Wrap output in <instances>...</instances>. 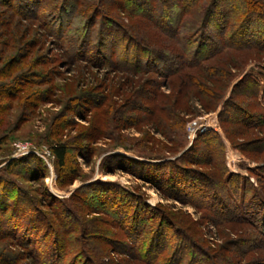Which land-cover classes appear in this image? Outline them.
Masks as SVG:
<instances>
[{
	"label": "trees",
	"instance_id": "obj_1",
	"mask_svg": "<svg viewBox=\"0 0 264 264\" xmlns=\"http://www.w3.org/2000/svg\"><path fill=\"white\" fill-rule=\"evenodd\" d=\"M1 9L9 11L13 19L39 21L46 27L49 37L65 46L72 59L95 50L96 58H101L104 65L121 72H129L135 77L156 74L163 79H171L178 86L176 96L148 91L146 105L137 107L146 114L144 124L153 120L173 146L180 145L185 149V128L189 122L186 117L197 114L191 112L195 104L202 112H212L222 103L218 122L223 137L243 161L255 163L252 158L263 161L253 169L237 165V169L246 170L255 183L228 172L224 164L223 141L215 131L198 135L184 153L172 160L137 151L138 159L116 155L110 159L112 162L124 160L135 168L132 175L160 184L158 188L163 197H172L182 204H192L207 211L210 222L217 228L235 232L241 226H251L245 230L244 246L240 248V240L230 239L226 249H200L184 235L180 243L173 236L172 239L169 237L170 243L167 237H162L164 231L159 228L154 237L148 236L146 247L140 245L134 254L148 264H264V67L258 65V60L249 63L247 56L242 54H264V0H94L92 3L86 0H0ZM6 22L7 26L8 23L10 25L9 18ZM139 27L154 29L165 40L150 31L149 34L142 32ZM140 34L144 40L139 39ZM24 56L23 59L26 58ZM112 57L113 62L108 61ZM13 62L14 59L0 68L1 78L15 79ZM249 64L258 65V74L246 73L231 86ZM230 86L229 97L223 100ZM1 92L7 96L13 92L14 100L22 91H16L10 84H0ZM162 99L168 106L158 104L157 101ZM225 111L233 113L234 119H227ZM135 120L139 124L141 118ZM237 127L256 130L262 138L239 143L243 139L238 137L240 129ZM48 144L58 172H67L74 177L75 170L68 166L70 151L66 143L48 137ZM199 148L202 149L200 159L185 157L201 150ZM31 158L11 162V171L21 161ZM32 162L34 166L31 163L29 174L37 176L38 180L45 178L47 171L42 162L35 158ZM187 163L205 171H192ZM87 190H93L87 193L91 200L79 199L80 192ZM113 191L117 193L109 195ZM41 193L46 195L47 207H53L54 229L57 226L59 232H55L48 225L46 216L35 209L36 206L39 208L37 199H32L28 191L0 177V213L5 218L0 225L12 228L17 226L16 217H23L30 220L31 230L40 229L54 238L51 247L44 249L43 245L41 253L36 251L38 264H65V257L70 253L77 254L81 264L107 263L104 262L107 249H101L98 242L89 244L90 253L88 249L75 251L74 248L78 243L74 236L79 232L77 227L83 231L86 223L79 220L80 225L75 228L78 222L73 211L79 212L84 208L87 215L101 214L98 209L88 211L89 202L108 208L106 213L114 222L119 220L117 212L123 210L121 214L126 220L123 225H118L120 229L133 242L145 237L140 224L145 218L137 219V212H129L135 206L131 203L133 194L119 187L91 184L73 193L67 202L52 196L47 189ZM118 194L123 197L121 201ZM118 200L120 206L114 207V201ZM140 204L146 212H156V207L150 208L143 202ZM164 221L168 223L166 219ZM125 248L118 243L112 254L124 255ZM226 253L231 254L232 259Z\"/></svg>",
	"mask_w": 264,
	"mask_h": 264
},
{
	"label": "rangeland",
	"instance_id": "obj_2",
	"mask_svg": "<svg viewBox=\"0 0 264 264\" xmlns=\"http://www.w3.org/2000/svg\"><path fill=\"white\" fill-rule=\"evenodd\" d=\"M86 1L92 3L94 0ZM5 11L0 10V68L14 59L15 79L9 80L7 77L0 76V84L13 85L16 91L22 92L14 100L13 92L10 96H7L5 92L0 93V177L28 191L32 199H37L39 208L36 206L35 209H39L46 216L48 225L55 232H59V228L56 226L54 229L56 218L53 207H47L46 195L41 192L47 189L52 196L67 202L73 193L85 186L95 184L119 187L133 194L131 203L135 206L129 209V212H137L139 215H135L137 219L145 218L140 221L145 237L133 242L118 226L123 225L126 220L121 214L123 210L117 212L119 220L114 222L106 213L109 212L108 208L94 206L89 202L88 211L98 209L101 214L87 215V210L80 208L77 205L80 203L74 200L81 210L73 211L75 220L78 222L76 226L74 225L75 228L80 225L79 220L86 223L83 224V231L77 227L79 232L74 234L78 239L74 247L75 251L88 249L90 253L89 244L98 242L101 249H107L104 260L106 264H148L141 262L134 252L140 245L145 248L149 237H154V233L159 228L164 231L163 238L167 237L168 240L173 236L180 243L181 236L184 235L200 249H226L230 239L240 240L239 247L244 246L245 230L251 229V226H241L235 232L232 231L233 233L225 228H217L210 222L207 211L197 209L192 204H182L172 197H163L158 188L160 184H152L132 175L131 171L135 172V168L128 162L124 160L112 162L110 159L115 155L130 160L138 159L135 154L137 151L152 157L166 156L167 159L172 160L184 153L198 135L215 131L223 141L224 164L228 172L241 175L255 183L254 178L246 170H238L237 165L253 169L262 165L263 161H256L253 158L255 163L243 161L223 137L218 122L222 103L212 112H202L200 106L195 104L191 112L197 114L186 117L189 122L185 128V149L180 148V145L173 146L163 137L153 120L147 125L144 124L143 121L147 119L146 114L137 107L146 105L148 91H156L164 96H176L178 86L174 85L171 79L166 80L156 74H141L135 77L129 72H121L107 64L104 65L101 58H96L95 50H91L81 58L72 59L65 50V46L49 37L46 27L39 21L13 19L12 14ZM8 18L10 25L8 23L7 26ZM4 25L6 28L3 27ZM147 28L143 30V27H139L138 29L148 34L150 31L159 39L165 40V37L159 36L154 29ZM140 36L139 39L144 40V36L142 34ZM24 54L26 58L23 59ZM242 54L247 56L246 60L249 63L258 60V65L264 67V54L256 52ZM108 61L113 62V57ZM258 65L249 64L231 86L246 73L258 74L256 69ZM29 82L39 84L28 85ZM231 86L223 100L229 97ZM221 92L222 89L219 93ZM163 101L162 99L157 102L168 106ZM224 114L227 119H234L230 111H225ZM137 118H141L139 124L136 123ZM193 126L197 129L194 134L190 129ZM124 128L127 129L122 130ZM237 128L240 129L238 137L243 139L239 143L262 138L260 132L256 130ZM48 137L66 143L70 151L68 166L75 170L74 177L67 172L59 173L56 169ZM18 144L27 145L35 154L17 157L19 156ZM172 152L175 153L170 154ZM201 152L202 149L185 157L197 160L201 158ZM30 156L42 162V166L47 171L45 178L38 180L37 176L29 174L31 163L34 166L33 158L21 161V164L11 171L9 167L11 162L30 158ZM187 167L199 173L205 171L188 163ZM93 190L80 192L79 199L91 200L87 197V193ZM115 193L117 192H109V195ZM118 196L121 201L123 197L120 194ZM119 200L114 201V207L120 206ZM141 202L150 208L156 207V212H146ZM3 219L5 218L0 213V221H5ZM16 221L17 226L9 229L3 224L0 225V264H38L36 251L39 252L43 245L44 249L51 247L54 241L52 234L44 233L40 229L31 230L30 220L27 218L16 217ZM32 224L38 225L33 221ZM118 243L126 247V254H112L114 251L112 249H117ZM183 244L186 247L185 242ZM226 255L232 259L231 254L226 253ZM65 259V264L82 263L75 253H70Z\"/></svg>",
	"mask_w": 264,
	"mask_h": 264
},
{
	"label": "built area",
	"instance_id": "obj_3",
	"mask_svg": "<svg viewBox=\"0 0 264 264\" xmlns=\"http://www.w3.org/2000/svg\"><path fill=\"white\" fill-rule=\"evenodd\" d=\"M190 129H192V133L194 134L196 132V127L193 126V127H190ZM212 130H214L212 128ZM17 151H18V155L17 157H20V156H24L26 154H35L33 151L30 150V147H28L27 145H23V144H18L17 145Z\"/></svg>",
	"mask_w": 264,
	"mask_h": 264
}]
</instances>
